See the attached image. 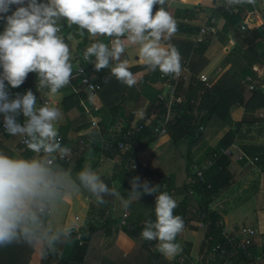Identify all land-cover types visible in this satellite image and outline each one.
Returning a JSON list of instances; mask_svg holds the SVG:
<instances>
[{
    "label": "clouds",
    "instance_id": "clouds-1",
    "mask_svg": "<svg viewBox=\"0 0 264 264\" xmlns=\"http://www.w3.org/2000/svg\"><path fill=\"white\" fill-rule=\"evenodd\" d=\"M243 3L254 0H226L228 6ZM165 4L166 0H0V20L5 21L0 32V115L4 131L22 138L27 149L35 153L24 158L0 152V247L23 242L46 254L58 243L68 242L72 229L53 225L51 217L82 189L97 204H104V197L112 195L124 208L131 198L157 193L159 186H150L137 176L130 181V198L125 199L90 166L73 177L56 163L70 152L59 139L61 109L38 105L31 90L10 96L9 86L20 87L29 73H35L37 88L55 96L70 83L71 55L61 35L65 25H75L80 36L87 34L93 41L82 58L96 72L108 69L105 80L114 77L128 87L137 83L128 61L121 59L129 47L136 48L139 62L149 70L179 76L180 54L165 43L176 33L177 24ZM156 5L159 8L153 12ZM21 114L22 124L18 121ZM139 115L142 118L143 112ZM177 206L167 192L156 194L155 220L145 221L141 232L144 240L157 241V251L168 260L183 251L176 242L184 229L182 217L174 214Z\"/></svg>",
    "mask_w": 264,
    "mask_h": 264
},
{
    "label": "crops",
    "instance_id": "crops-1",
    "mask_svg": "<svg viewBox=\"0 0 264 264\" xmlns=\"http://www.w3.org/2000/svg\"><path fill=\"white\" fill-rule=\"evenodd\" d=\"M240 6L241 4L228 6L226 0H166L165 10L174 17L177 26L182 27V30L176 31L171 40L193 42L201 27L205 25L208 28V34L204 36L206 50L203 53L206 65L200 73L207 75L211 84L222 71L230 69L231 76L233 75L236 83L243 88L245 92L244 97L247 99L250 96L251 91H249L244 84V78L241 76V73L247 66V50L250 46L258 45L259 52L264 53V37L258 38L252 31L253 29L261 28L260 24L264 23V0H254V3H244L242 5L244 7V15L248 17L247 25L242 23V25L246 26L245 30L240 29L238 31L237 29L229 28L227 34H223L221 32L223 23L220 21V18L215 16V11L218 8L229 7L231 11L236 12L241 8ZM14 7L16 6H12V9ZM209 18H212L213 22L208 21ZM4 26L5 21L0 20V32L4 30ZM186 29L187 31H185ZM194 29L198 30V32H190V30ZM242 31H246L245 41H243L241 35ZM61 35L63 36L65 43L69 46L72 76H75V56L83 53L86 47L93 41L88 38L87 34L80 36L75 25L70 26V30H68L65 25L62 28ZM98 39L108 42L106 37H99ZM165 43L167 44L169 41ZM198 57V54L194 53L193 63ZM121 59H126L128 61L129 69L134 66H143L138 60L135 47H129ZM251 70L254 76L252 78L253 83L264 88V58L261 63L253 65ZM78 81L79 77L75 76L74 81L60 89L55 96H51L48 93L46 95L49 100L48 105L58 106L63 112V120L57 126L58 134L61 140L66 141L65 146L70 149V155L66 156L68 161H65L63 168L74 175L80 170V166H82V168L90 166L102 179H110L115 165L120 162V154H103L100 150V142H97L96 140H92L90 145L83 150H79L77 143L78 138L81 135H84L87 140L92 139L90 134H88L89 113L83 107L73 105L72 99L66 102L68 109H64L63 100H66L70 96L75 97V92H79L80 86ZM149 86L150 87L147 88H149V90L152 89L151 91L156 93L162 89L160 80L156 81L154 84H149ZM105 87H107V85L103 86V88ZM103 88L101 89L103 90ZM14 89L15 88L9 86V92L12 93V96L14 94ZM144 89H146V87L142 85H135L130 90L129 88L125 89L130 92L125 93L126 97L123 103L120 104V108L112 110L104 108L98 94L95 102L100 108L98 116L100 118L101 128L105 134L115 131L117 127L118 129L126 128L128 121L130 124L143 123V121H145L150 128V131H152V136L154 135L153 127L157 124L159 110L155 108L148 110L150 98L147 97ZM179 90V96L186 100L190 92L196 91L194 97L196 98L199 93L205 92L206 89L203 85H199L195 90L183 91L181 88ZM202 101L203 99L198 107L191 104L194 108V117L207 115V107L205 106V108L202 106ZM37 104L40 105L38 102ZM140 104H143V106ZM203 111H206V113L203 114ZM140 112H143L142 118L139 115ZM260 114L263 116L262 118L259 117ZM245 115V110L241 106H233L230 109V117L235 123L240 122ZM252 116L255 119H264V109L257 110ZM175 121L176 118H174V123ZM0 123V148H3L2 150L6 153H11L12 156L23 157V152L18 150V144L22 138L4 135L5 131L3 128L2 115H0ZM85 126L87 127L82 129ZM242 128L243 127L238 131H236L235 127L233 128V131H236L235 140L232 144L234 155L230 158V165L228 166V171L232 176L231 181L225 189L218 193L213 202L220 201L219 208L221 211H219V214L222 218L223 233L225 236L239 234L246 228L251 229L255 231L252 246L256 252H260L264 247V157L260 158L259 155L264 153V146H258L256 143L254 144V142L248 141V138L246 140H241L244 137L240 135ZM170 130L171 127L169 128L168 134L160 138L156 137V139L150 143L145 145L140 143L141 150L136 154V160L146 170H155L161 164L170 163L174 160V151H172V147L166 152V148L162 146L163 142L166 143L171 141L169 135ZM228 131L229 127L220 130L217 139L210 141L207 146L201 150L202 152H200V155L204 152V156L200 160H197V158L192 161V167L194 170L201 168L207 169L210 162L208 157L209 151L218 147L219 141ZM162 139L165 141L161 142ZM240 142L245 143L244 145L246 146H240ZM150 147L152 148L146 151V148ZM28 151L31 155L26 158L35 155L32 151ZM240 152L247 156L248 159L258 157L259 161L253 164H249L246 160L239 161L237 157L240 155ZM66 157H64V159ZM203 159L205 162L202 161ZM112 188L117 190L119 188L118 182H113ZM234 188H236V191L233 190ZM158 192L159 187L156 193L157 195ZM190 193L192 196L198 197L199 200V195L194 192L192 188H190ZM236 194L240 197L237 200H235L237 197L235 196ZM145 195L147 194L142 193L139 198ZM171 196L177 203L182 198V195L178 193ZM134 200L137 199L131 198V202ZM235 201H238L237 204H235ZM90 208H92L93 219L98 223H102L109 216L112 217V219L117 220V222L112 225L110 234L108 236H103L100 239V248L103 250H109L113 246L119 245L120 242H122L118 233L123 227L120 225L122 215L125 213L129 214V212L127 208L121 206L120 201L115 197H113L111 204L107 207L105 204H97L95 198L86 190L82 189L79 193H75L69 197L60 206L58 212L51 217V223L55 226L75 228L76 231L71 233V235H77V237L74 238L80 239L82 237L81 234L84 235L85 233L84 229L86 228L85 224L89 216ZM211 209H213L212 206ZM236 211L238 212L236 213ZM191 226L194 227V230H190L184 226L183 231L176 238V242L182 245L183 251L175 258L177 260L181 255H187L189 259L186 264H195V261H192L195 253L198 251V254H200L202 251H205V246L207 245L206 243H203V235L206 227L205 221L203 219L193 220ZM198 232L201 233V237H198ZM140 239L143 240L141 236L137 240ZM156 244L157 241L155 240L149 241L147 251L160 254L156 249ZM139 247L140 246L137 244L133 245L130 248V253H122L119 260L126 258L130 254L136 255L139 252ZM259 258L260 257L258 256L255 259L254 264H260Z\"/></svg>",
    "mask_w": 264,
    "mask_h": 264
},
{
    "label": "trees",
    "instance_id": "trees-1",
    "mask_svg": "<svg viewBox=\"0 0 264 264\" xmlns=\"http://www.w3.org/2000/svg\"><path fill=\"white\" fill-rule=\"evenodd\" d=\"M243 4H241V8L236 12L227 11L224 7L218 8L215 11V16L220 18V21L223 23L221 28L223 34H227L229 28H234L239 31L242 23L247 25L248 17L244 15ZM158 8L159 5L154 6L153 12L158 10ZM67 28L70 30L69 26H67ZM263 29L256 28L252 31L258 38H263ZM179 30H182V27L177 26V31ZM185 31H187V29ZM190 32L195 33L198 32V30L194 29L190 30ZM241 35L243 41H245L246 31H242ZM169 43L178 50L180 54V64H182V61L187 58L193 50V42L171 40ZM205 50V43L200 44L198 49L195 50V53L198 54L199 57L192 65V76L198 75L206 65V60L203 57ZM263 55L264 53L259 52L258 45L248 48L247 66L241 73L243 78L249 76L252 79L254 77L251 67L261 63ZM129 70L133 73L137 81L135 85H142L145 87H150L149 84H154L156 81L160 80V75L162 74L159 70L151 71L145 66H134ZM108 73V69H103L98 74V82L101 84V87L103 88V86L107 85V87L103 88V90L101 89L98 94L104 108L111 110L118 109L126 97L125 93L130 92L129 90L135 85L133 87H128L117 81L114 77L105 80V76H107ZM230 73V69L222 71L213 83L210 84L209 88L205 90L202 106L207 107L208 111L206 116L199 115L194 117L193 115L194 108L191 105V100L195 97L196 91L190 92L185 102L175 106L176 121L171 126L170 139L175 149L174 151L177 159H174L170 163H163L155 170H146L137 162L136 154L141 150L140 143L145 145L156 139L155 135L152 136V131H150L148 125H145L142 132L133 140L135 147L128 153L120 154V162L115 165L111 178H103V181L110 189H112L113 182H118L119 188L117 191H119L121 196L125 199L130 198L131 179L133 177H139L140 174L142 176L141 181H147L150 186H159L158 194L160 192H167L170 196L175 193L181 194L182 198L177 203L178 206L174 210V214L181 216L184 221V226L190 230H194V227L191 226L193 220L203 219L205 221L204 240L210 239L205 246V253L212 252V249L217 244H220L225 250L226 256L221 259L222 261L219 260V255L215 254V259L212 264H223L226 260L225 258H228L231 264H254L258 256L260 257V264H264V247L260 252H256L251 245L248 248L249 255L233 248L232 244L229 243V237L234 235L225 236L220 214L216 210L211 209L214 198L220 191L229 185L232 178L228 171L230 159L221 155L219 153L220 149L228 148L234 143L235 133L240 130L242 126H252L260 122L264 123V119H255L252 116L257 110L264 109V88L254 84L253 91H251L250 96L245 99L243 88L236 83L234 76H231ZM36 83V74L29 73L25 82L20 87L14 89L13 96L17 93L23 94L27 90L33 91ZM127 88H129V90H125ZM156 95L157 93L154 91L151 95H147V97L150 98L148 110L155 108L159 110L158 114H161L162 108L157 102ZM70 99L73 100V105H78L76 96H70L66 100H63L65 110L68 109L66 102ZM233 106H241L245 110L246 115L240 122L235 123L230 117V109ZM18 121L21 124L23 123L24 117L22 114L18 117ZM143 123H145V121H143ZM129 124L130 122L128 121L126 127ZM200 126H203L202 132H199ZM86 127L87 126L82 129ZM225 127H229V131L219 141L218 147L209 151L208 157L211 161V165L204 171V184L193 182L195 176L192 172L191 151L194 144L202 139H208L213 131L218 132ZM234 127L236 131H233ZM4 135L7 136L8 134L4 132ZM183 140L187 143L186 146H183ZM61 141V144L65 146L66 141ZM2 149L3 148H0V152L12 156L11 153H6ZM176 151H179L181 155H178ZM111 153L118 152H108L106 154L109 155ZM183 153L186 154L185 163L180 160V157L182 159ZM22 155L26 158L30 156L31 153L26 150ZM259 156L263 158L264 153H261ZM131 161L137 163L139 168L131 170ZM56 163L63 167L65 159L57 158ZM81 168L82 166H80V170ZM76 173L73 177H75ZM145 176H151V180H146ZM190 188L199 195V200H195L192 197ZM113 197L112 195H106L104 197L106 201L104 204L107 207L111 204ZM155 202L156 195L151 194L130 203L127 207L129 212L126 218L127 224L118 231L122 242L109 250L101 249L99 241L103 236H108L110 234L112 225L115 224L117 220L109 216L102 223H98L93 219L92 208H90L89 216L85 224V233L80 239H75L71 235L68 242L58 243L54 251H47L46 254L23 242L14 243L7 247H0V264H186L189 259L187 255V259L183 263L179 262L181 256L177 260L176 258L168 260L163 255L147 251L149 241L144 239L137 240L141 236L144 222L147 220H155ZM136 244L140 246L139 252L136 255L130 254L126 258L119 260L122 253H130V248ZM58 255L60 258L56 259ZM202 264L204 263L202 262Z\"/></svg>",
    "mask_w": 264,
    "mask_h": 264
},
{
    "label": "built area",
    "instance_id": "built-area-1",
    "mask_svg": "<svg viewBox=\"0 0 264 264\" xmlns=\"http://www.w3.org/2000/svg\"><path fill=\"white\" fill-rule=\"evenodd\" d=\"M225 10L231 11L229 7H225ZM210 22H213L212 18H209ZM259 29L264 28V23L260 24ZM246 26L241 25V30H245ZM208 34V28L204 25L200 28L197 37L193 41V50L190 55L182 61L181 64V72L179 76H166L161 74L160 81L162 84V89L157 93L156 99L162 108V113L157 115V124L153 127V133L156 137L160 138L168 134L169 128L174 124V118H176V112L174 110L175 106L181 105L185 99L179 96V89L181 88L183 91L195 90L199 85H203L205 89L209 88L210 81L207 75L203 73H199L196 76H192V65H193V56L195 50L198 49L200 44L204 43V36ZM83 53L78 54L74 58L75 68L74 75L79 77V92H75V96L78 100V105L83 107L89 113L88 120V131L91 140H87L84 135H81L78 138L77 147L79 150H83L87 147L92 140H96L100 142V150L102 153L108 152H118L119 154H125L130 152L134 146V138L142 132L145 123H135L129 124L124 130L118 129L109 134H105L100 125V118L98 116L99 107L97 106L95 100L98 96V93L101 90V84L98 82V74L94 69V66L89 62L84 60ZM94 60V58H93ZM75 76H72L70 79V83L74 81ZM244 84L246 85L249 91H253L254 83L249 76H246L243 79ZM69 83V84H70ZM33 94L37 97V102L40 104L46 103L49 104V100L46 95L48 93L47 89H39L37 88V83L35 85ZM10 96L12 93L9 92ZM203 94L199 93L198 97L191 100V104L195 107L200 105L201 100L203 99ZM206 111H203L205 114ZM262 118L263 116L260 114L259 116ZM258 125V123H255ZM203 131V126L199 127V132ZM60 139V138H59ZM61 141V139H60ZM27 149L26 145L20 140L18 144V150L24 152ZM219 153L227 158H231L234 155L233 145L228 148L220 149ZM70 155V152L69 154ZM239 161L246 160L249 164H253L259 161L258 157L254 159H248L242 152L237 157ZM65 161H68V158H65ZM211 165V161L208 164V167ZM139 168V165L134 161H131L130 169L136 170ZM206 168L196 169L193 171L194 179L193 182H199L204 184V171ZM140 180H142L141 174L139 175ZM146 180H151V176H145ZM128 214L125 213L122 216L121 226H126V218ZM255 236V231L251 229H244L239 234H236L232 237H229V243L232 244V247L242 251L244 254L249 255L248 248L252 245L253 237ZM210 239L204 240V243L208 244ZM212 253L218 254L221 259L226 256L225 250L221 247L220 244H217L213 249ZM187 259L186 255H182L180 257V262L183 263ZM223 264H231V261L228 258Z\"/></svg>",
    "mask_w": 264,
    "mask_h": 264
},
{
    "label": "rangeland",
    "instance_id": "rangeland-1",
    "mask_svg": "<svg viewBox=\"0 0 264 264\" xmlns=\"http://www.w3.org/2000/svg\"><path fill=\"white\" fill-rule=\"evenodd\" d=\"M264 58V55L263 57L261 58V60H263ZM144 91L146 92L147 95H151L153 92L151 90H149L147 87L146 89H144ZM145 103V102H144ZM141 105V104H140ZM143 106V104L141 105ZM242 130H241V136H244L241 140H247L250 141V142H254V144L256 143V145L258 146H264V123H258V125L254 124L252 126H247V125H244L242 126ZM224 129V128H223ZM116 130H118V127L116 128ZM222 130V129H221ZM171 131L169 132V135H170ZM219 134V131L218 132H212L210 135H209V138L208 139H202L201 141H198L194 144L193 148H192V151H191V159L192 161L193 160H200L203 156H204V152L200 155V152H202L201 150L204 149L207 144L210 142V141H213L214 139H217V135ZM251 136V137H249ZM167 139V137H166ZM165 140H161V142H163ZM185 140H183L182 142H184ZM166 149V152L168 151V149L170 147H172V151H174L175 149L173 148V145H172V142H166V143H162ZM245 143H242L240 142L239 145L240 146H246L244 145ZM187 143L184 142V145L183 146H186ZM152 147L150 148H146V151L150 150ZM145 151V150H144ZM165 152V153H166ZM178 152V155L181 153L179 151H176V153ZM141 156V155H140ZM199 156V157H198ZM174 159H177L176 158V154H175V151H174ZM183 159V160H182ZM182 159L180 157V160L181 162L185 163L186 162V154L183 153L182 154ZM203 162H205V160L203 159L202 160ZM203 164V163H202ZM201 164V165H202ZM206 164V163H205ZM192 170L194 171V168L192 167ZM192 171V172H193ZM233 190L236 191V188H234ZM149 195V194H147ZM146 196V195H145ZM237 196V194L235 195ZM195 200H198V197L196 196H192ZM240 197L237 196L235 200L239 199ZM219 199V198H218ZM219 200L218 201H214L212 203V208L214 210H216L218 213L220 210L219 208ZM238 201H235V204H237ZM232 205V204H231ZM238 211H236L237 213ZM123 216V215H122ZM186 230V229H185ZM198 237H201V233L198 232ZM198 251L195 253V256L193 257V260L192 261H195V264H202V262L204 264H212L214 262V259H215V256H214V253L210 252V253H205V251H202L200 254H198ZM182 256V255H181ZM60 258L59 255L56 256V259Z\"/></svg>",
    "mask_w": 264,
    "mask_h": 264
},
{
    "label": "water",
    "instance_id": "water-1",
    "mask_svg": "<svg viewBox=\"0 0 264 264\" xmlns=\"http://www.w3.org/2000/svg\"><path fill=\"white\" fill-rule=\"evenodd\" d=\"M13 10H15V7L13 8ZM71 229H72L71 233H73V232L76 231L75 228H73V227H71ZM81 236H83V235L81 234ZM72 237H73V238H74V237H77V235H73Z\"/></svg>",
    "mask_w": 264,
    "mask_h": 264
}]
</instances>
